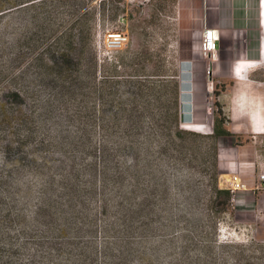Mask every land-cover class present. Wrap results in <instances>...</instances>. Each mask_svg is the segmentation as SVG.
<instances>
[{
  "label": "rangeland",
  "instance_id": "obj_1",
  "mask_svg": "<svg viewBox=\"0 0 264 264\" xmlns=\"http://www.w3.org/2000/svg\"><path fill=\"white\" fill-rule=\"evenodd\" d=\"M253 1L80 0L73 14L70 4L46 3L0 17V96L20 89L12 105L24 119L18 128L54 141L34 151V165H17L15 154L3 153L0 130V231L11 237L12 261H69L93 229L96 264H103V245L109 264H264V191L243 202L247 191L231 190L224 209L213 191L230 189L225 153L254 167L255 176L264 166V131L255 133L248 118L259 99L264 106V57L251 60L250 72L247 59L256 57L260 34ZM87 10L78 63L54 75L31 64ZM205 26L219 29L213 57L200 48ZM235 61L246 67L244 89L230 70ZM174 72L184 83L176 116L168 76L154 75ZM144 80L156 86L140 95ZM239 93L245 102L235 105ZM214 101L230 133L218 140L210 138ZM42 200L55 206L40 209Z\"/></svg>",
  "mask_w": 264,
  "mask_h": 264
},
{
  "label": "trees",
  "instance_id": "obj_2",
  "mask_svg": "<svg viewBox=\"0 0 264 264\" xmlns=\"http://www.w3.org/2000/svg\"><path fill=\"white\" fill-rule=\"evenodd\" d=\"M80 0H0V17L6 13H14L23 11L26 6L34 7L36 5H43L46 3L50 4H70L72 5L69 9L70 12L77 13L78 8L74 6L75 3ZM102 1V0H101ZM90 11H83L81 15L77 17L75 20V24L66 28L64 31L56 34L53 40L44 47L42 52L38 53L32 60L31 64H34L37 67H40L43 74H61L65 68L70 67L74 62L78 63L80 60V47L83 41V31H82V23L84 22L82 19L89 15ZM51 31H47L49 33ZM90 59L92 64L95 62L94 53H90ZM154 75H162L164 76L163 80L167 79V82L170 84V93H171V101L170 106L173 110V115H177V99L180 94V82L177 80V73H171L168 75L165 74H154ZM146 82L139 83V93L140 95L144 94V91L153 92L155 88V84H150L151 80H144ZM157 81V80H154ZM160 82V80H158ZM159 86V85H158ZM6 91L2 92L0 96V130L6 131V138L3 139L1 143V147L3 149V153L5 156H10L11 154H15V163L17 165L23 164H35V156L34 151L39 150L40 148H46L50 144H53L54 141L50 142L46 139V135L42 133L39 139L35 138L34 132L30 129H20L22 123H24V119L20 116H15L13 113L15 111L12 110V105L17 103L20 98V89L18 88H5ZM215 95H218L216 89L213 90ZM6 94V95H5ZM7 96V97H5ZM214 113H215V121L213 124V134L210 136L213 140H218L220 137L230 135L229 131L223 127L224 122L228 121L226 117L223 116V112L221 110V105L214 101ZM183 120L188 119V116L185 112L182 113ZM21 124V125H20ZM20 127L18 128V126ZM181 130L177 129V132ZM189 134L195 135L193 132H188ZM32 138L33 146L30 151L24 150L27 147H31ZM99 152L94 150L93 153ZM95 165V162L92 164ZM214 198H218L220 209H224L228 203L233 198V192L229 188H220L217 185H214ZM54 201L45 202L42 200L40 209L44 207H53L55 206ZM49 221V223H48ZM46 224L52 225V219L48 220ZM50 230H53L52 227H49ZM65 232V231H64ZM63 232V234H64ZM92 231H89L87 240L84 242V250L78 253L76 257L70 259L69 261H64L58 259L55 264H96L98 253L97 246L95 245L94 239L92 238ZM10 236L6 235L3 231H0V264H24L19 261H12L10 252H14L11 250V240ZM46 240H49L52 244L53 248L59 252L61 251L60 244L56 241L55 237L50 235L45 236ZM59 244V245H58ZM109 248L103 245V264H109L108 252ZM107 260V261H106Z\"/></svg>",
  "mask_w": 264,
  "mask_h": 264
},
{
  "label": "crops",
  "instance_id": "obj_3",
  "mask_svg": "<svg viewBox=\"0 0 264 264\" xmlns=\"http://www.w3.org/2000/svg\"><path fill=\"white\" fill-rule=\"evenodd\" d=\"M255 3V6L257 8V12H256V17H257V26H258V29H259V38L257 37L256 40H258V42L256 41V44H255V55L256 57H252V58H247L248 59V63L250 64L249 65V72L250 70H254L256 67L254 65V62H257V61H251V60H254V59H259L260 57L263 58L264 57V41L262 39V33H263V20H264V12L262 14V9L264 10V6L262 5L261 2L258 3L257 0H254L253 1ZM219 31V29H218ZM219 41H220V38H219ZM219 44V42H218ZM241 60H246V59H239L237 61H241ZM237 61L233 62L231 64V73L233 74V77H234V74H235V81H237L239 83V79H237L236 75L238 74V76L240 77V80L242 81V84H240V87L244 89V87H246V77H247V74L245 73L246 72V67L241 63H236ZM236 63L235 67H234V64ZM259 63V61H258ZM242 65V66H241ZM242 67V71L240 73L237 72V68L238 67ZM255 67V68H254ZM248 73V72H247ZM250 76V73L248 74V77ZM249 80H250V77H249ZM244 97V96H243ZM242 97V95L239 93L235 96L234 98V102H235V105L237 104H244L245 102V99ZM259 103L261 104L262 106V114H258V115H255V109L257 107V105L255 106V109L254 110H249L248 111V118L249 120L251 121V124L255 127V130H253L255 133H262L264 131V106L261 102V99H259ZM249 102L248 100H246V103L249 105ZM260 131H256V130H259ZM224 157L221 158L222 162L220 163L223 167H222V170H225L226 172L223 174V175H228V181H229V178H230V175L232 173H238L239 175V178L242 180V181H245L246 184L248 185V188L246 189L247 191V195H240L242 197H240V200L241 201H245V199H248L250 200L249 198L252 196V193L256 194V195H261L262 194V191L260 190H254L252 189V186L254 185V182H256V177L253 173L254 171V167H250V166H247V164L245 165L243 160L239 157L237 159V157H232L230 156L228 153H225V155H223ZM219 165V163H218ZM250 176H252V178H249ZM230 184V181L229 183ZM230 186V185H229ZM243 192V191H242ZM238 192H235V196ZM264 193V192H263ZM239 194V193H238ZM233 195V196H234ZM232 200H234V197L232 198Z\"/></svg>",
  "mask_w": 264,
  "mask_h": 264
},
{
  "label": "built area",
  "instance_id": "obj_4",
  "mask_svg": "<svg viewBox=\"0 0 264 264\" xmlns=\"http://www.w3.org/2000/svg\"><path fill=\"white\" fill-rule=\"evenodd\" d=\"M261 2L264 6V0H258V3ZM263 33H264V24H263ZM122 37L120 32H113L110 35L111 40H115L119 41L120 38ZM200 37H201V41H200V48L202 50V52L205 54V56L210 55V56H214L216 51H217V47H218V42H219V31L217 28L212 27V26H205L201 33H200ZM262 39L264 41V37L262 35ZM183 79L180 80V94L182 95L184 92V86H183ZM210 87L212 88V84L210 85ZM190 120H191V114H190ZM188 120V121H190ZM185 121V120H184ZM187 122V121H186ZM185 122V123H186ZM230 181V189L234 192L236 191H243L246 190L248 188V185L245 183V181H242L239 178L238 173H232L230 175L229 178ZM253 191L254 190H263L264 191V166H260V169L258 171L257 174V180L254 183V185L252 186Z\"/></svg>",
  "mask_w": 264,
  "mask_h": 264
},
{
  "label": "bare ground",
  "instance_id": "obj_5",
  "mask_svg": "<svg viewBox=\"0 0 264 264\" xmlns=\"http://www.w3.org/2000/svg\"><path fill=\"white\" fill-rule=\"evenodd\" d=\"M263 5V4H262ZM264 10L262 9V14H263ZM264 22V20H263ZM264 24V23H263ZM242 67H238L237 68V72L240 73L242 71ZM257 107L255 109V115H258V114H262V106L261 104L259 103V101L256 103ZM183 128H187L189 130H193V131H201V132H204L206 133L207 130L205 129V126L201 123H193V122H188V123H183L182 124ZM256 131H260V130H256Z\"/></svg>",
  "mask_w": 264,
  "mask_h": 264
}]
</instances>
